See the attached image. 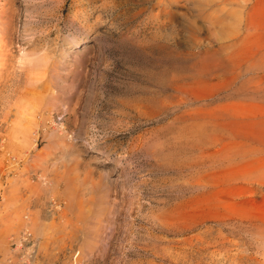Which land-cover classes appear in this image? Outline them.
Returning <instances> with one entry per match:
<instances>
[{"label": "rangeland", "instance_id": "1", "mask_svg": "<svg viewBox=\"0 0 264 264\" xmlns=\"http://www.w3.org/2000/svg\"><path fill=\"white\" fill-rule=\"evenodd\" d=\"M263 23L257 0H0V264H264Z\"/></svg>", "mask_w": 264, "mask_h": 264}, {"label": "bare ground", "instance_id": "2", "mask_svg": "<svg viewBox=\"0 0 264 264\" xmlns=\"http://www.w3.org/2000/svg\"><path fill=\"white\" fill-rule=\"evenodd\" d=\"M250 2H251V1H250ZM252 2H253V1H252ZM263 2H264V0H257V6H259V5L264 6V4H261V3H263ZM255 3H256V2H255ZM250 4H251V3H250ZM253 5H254V4H253ZM255 5H256V4H255ZM251 8H252V7H251ZM253 8H254V7H253ZM255 8H256V7H255ZM257 8H258V7H257ZM244 9H245V8H244ZM247 10H248V9H247ZM254 10H256V9H253V11H254ZM261 10H262V9H261ZM259 11H260V9H259ZM259 11H258V13H259ZM262 11H263V10H262ZM249 12H250V11H249ZM253 13L255 14L256 12H253ZM246 15H248V14H246ZM246 15H245V16H246ZM259 15H260V13H259ZM255 16H256V15H255ZM248 18H249V19H248ZM248 18H246V19H248L247 22H249V21H250V22L247 23V24H248V26H250L251 28H253V26H255V24L253 23V19H254V17H253V15H252V13L249 14V17H248ZM240 20H242V19L240 18ZM258 20H260V18H259ZM245 21H246V20H245ZM255 22H256V21H255ZM257 22H258V21H257ZM257 22H256V25H257ZM261 22H262V21H261ZM261 22H260V23H261ZM258 23H259V22H258ZM240 24H241V22H240ZM263 24H264V23H263ZM258 25H259V24H258ZM261 25H262V24H261ZM261 25H260V26H261ZM250 27H249V28H250ZM255 27H256V26H255ZM253 29H254V28H253ZM247 30H248V29H247ZM247 30H246V31H247ZM247 32H248V31H247ZM251 32H252V31H251ZM253 32H254V31H253ZM239 33H240V32H239ZM237 34H238V33H237ZM237 34H236V35H237ZM248 34H249V33H248ZM253 34H255V32H254ZM239 35H240V34H239ZM239 35H238V36H239ZM263 40H264V39H263ZM250 43H251V42H250ZM235 44H236V43H235ZM256 44L258 45V43H256ZM261 46H262V45H261ZM261 46H260V47H261ZM248 47H249V46H248ZM248 47H247V48H248ZM235 48H237V47H235ZM250 48H251V47H250ZM250 48H249V49H250ZM257 48H258V47H257ZM257 48H256V49H257ZM263 48H264V47H263ZM233 49H234V48H233ZM243 49H244V47H243ZM249 49H245V50L247 51V50H249ZM251 49H253V48H251ZM258 49H259V48H258ZM235 50H236V49H235ZM235 50H234V51H235ZM232 51H233V50H232ZM240 51H241V50H240ZM242 51H243V50H242ZM246 51H245V52H246ZM250 52H251V53H250V57H251V55H252L253 53H252V51H250ZM231 53H232V52H231ZM240 53H241V52H240ZM254 53H255V52H254ZM256 53H257V52H256ZM242 54H243V53H242ZM242 54H241V55H242ZM245 55H246V54H245ZM248 55H249V54H248ZM263 55H264V54H263ZM227 57H228V56H227ZM230 57H231V56H230ZM238 57H239V56H238ZM238 57H236V58H238ZM228 58H229V57H228ZM239 58H240V57H239ZM239 58H238V59H239ZM241 58L244 59L243 56H241ZM245 58H246V56H245ZM234 59H235V58H234ZM246 59H247V58H246ZM250 59H251V58H250ZM258 59H260V58H258ZM239 60H241V59H239ZM239 60H238V61H239ZM244 60H245V59H244ZM216 61H217V60H216ZM220 61H221V60H220ZM220 61H219V62H220ZM228 61H229V60H228ZM234 61H235V60H234ZM246 61H248V60H245V61H243V62H246ZM259 61H260V60H259ZM259 61L257 60V62H256V61H255V62L258 64ZM243 62H241V63H243ZM263 62H264V61H263ZM214 63H215V62L213 61L212 64H214ZM217 63H218V62H217ZM230 63H231V62H230ZM230 63H229L228 65H230ZM234 63H235V65H236L237 63H240V62H237V63L234 62ZM261 63H262V61H261ZM261 63H259V65H260ZM208 64H209V63H207V65H208ZM224 64L226 65L227 63L224 62ZM250 64H251V63H250ZM252 64H253V62H252ZM225 65H224V66H225ZM228 65H226V66H228ZM255 65H256V64H255ZM259 65H258V66H259ZM212 66H213V65H212ZM237 66H238V64H237ZM237 66H236V67H237ZM256 66H257V65H256ZM258 66H257V67H258ZM263 66H264V65H263ZM263 66H261V67L264 68ZM215 67H216V65H215ZM236 67H234V69H236ZM238 67H239V66H238ZM238 67H237V68H238ZM254 67H255V66H254ZM254 67H253V68H254ZM257 67H255V68H257ZM210 68H211V69H214V68H212V67H210ZM216 68H217V67H216ZM222 68H223V67H222ZM232 68H233V67L231 66V69H232ZM249 68H251V67H249ZM253 68H252V69H253ZM258 68H259V67H258ZM258 68H257V69H258ZM208 69H209V68H208ZM259 69H260V68H259ZM206 70H207V68H206ZM209 70H210V69H209ZM209 70H208V71H209ZM214 70H216V69H214ZM220 70H221V69H220ZM263 70H264V69H263ZM232 72H235V70L232 71ZM245 72H246V71H245ZM239 75H240V74H239ZM246 84H247V81H246ZM243 85H244V84H243ZM247 86H248V85H247ZM238 88H241V85H240V87H238ZM256 88H258V87H256ZM244 89H245V88H244ZM259 89H260V87H259ZM240 90H241V89H240ZM243 91H244V90H243ZM256 91H257V90H256ZM249 110H251V109H249ZM236 112H238V111H236ZM236 112L233 113L234 116L238 115V114H236ZM248 112H249V111H248ZM238 113H240V112H238ZM242 113H243V112H242ZM261 113H262V112H261ZM235 114H236V115H235ZM233 115H232V116H233ZM249 115H250V114H249ZM238 116H239V115H238ZM244 116H246L245 113H244ZM241 117H242V116H241ZM263 117H264V116H263ZM232 118H233V117H232ZM244 118H245V117H244ZM240 119H241V118H240ZM256 119H257V118H256ZM256 119H254V121H252L251 123H250V122H249V123H244L245 121H244V120H243V121L241 120L240 123H237V124L235 125V128H234V129H239V130H240V129H243V131H244L245 129H246V131H248V130H250V129H255V128H256V123H255V120H256ZM258 120H260V119H258ZM262 120H263V119L261 118V120H260L259 122H261ZM232 121H233V119H232ZM234 121H235V120H234ZM242 122L244 123V125L241 124ZM253 122H254V123H253ZM256 122H257V121H256ZM257 124H258V123H257ZM259 124H260V123H259ZM230 126H231V125H230ZM254 127H255V128H254ZM261 127H262V126H261ZM252 131H253V130H252ZM254 131H255V130H254ZM256 131H257V130H256ZM234 132H235V131H234ZM237 132H238V131H237ZM257 132H258V131H257ZM260 132H261V131H260ZM235 133H236V132H235ZM240 133H242V132L240 131ZM248 133H254V132H250V131H249ZM236 134H237V133H236ZM238 134H239V132H238ZM246 134H247V132H246ZM249 135H250V134H249ZM251 135H252V134H251ZM261 136H262V135H261ZM247 137H248V136H247ZM249 137H250V136H249ZM257 139H258V138H257ZM42 181H43V183H44L45 185H48V181H47V179H46V180L43 179ZM77 257H78V256H76V257L74 258V260H73V264L76 263V259H77Z\"/></svg>", "mask_w": 264, "mask_h": 264}]
</instances>
